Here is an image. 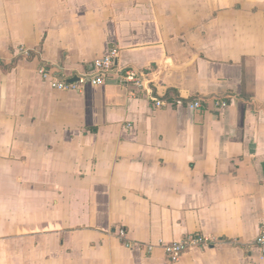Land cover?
Segmentation results:
<instances>
[{"label": "crops", "instance_id": "obj_1", "mask_svg": "<svg viewBox=\"0 0 264 264\" xmlns=\"http://www.w3.org/2000/svg\"><path fill=\"white\" fill-rule=\"evenodd\" d=\"M112 49L146 90L39 74ZM262 225L264 0H0V264H264Z\"/></svg>", "mask_w": 264, "mask_h": 264}, {"label": "built area", "instance_id": "obj_2", "mask_svg": "<svg viewBox=\"0 0 264 264\" xmlns=\"http://www.w3.org/2000/svg\"><path fill=\"white\" fill-rule=\"evenodd\" d=\"M30 53L31 51L24 48H21L19 51V55L24 58L30 57ZM117 56L118 53L115 49L110 50L105 56L93 61L92 69L90 72L76 75L72 82L68 79L52 76L50 72L45 68H41L39 70V74L45 81L49 83L52 89L58 91H80L83 85L89 84L95 87L102 85L107 79H114L116 81H119L121 84L131 85L135 88L142 89L144 86V79L147 78L146 75L143 72H139L136 69L132 68L118 70L116 68ZM173 102L176 105H185L195 111H199L202 108L201 100L188 102L184 101L182 98H176ZM155 104L158 108L164 107L166 105L165 103L160 101L156 102ZM225 105V102H217L218 108H223ZM211 243V239L204 238L203 236L187 235L182 240L174 243L166 244L163 242H159L158 246L164 249L166 256L170 262H176L188 250L195 247L203 249L210 246ZM255 243L262 251H264V225L260 227L259 234L256 238ZM143 248L147 253L152 252V250L154 249L152 245H147Z\"/></svg>", "mask_w": 264, "mask_h": 264}, {"label": "trees", "instance_id": "obj_3", "mask_svg": "<svg viewBox=\"0 0 264 264\" xmlns=\"http://www.w3.org/2000/svg\"><path fill=\"white\" fill-rule=\"evenodd\" d=\"M156 71H157L156 68H152V69L150 70V72L147 73V75L150 74V76H151V78H152L153 76H155ZM146 80H147V79H144V81H146ZM146 89H147V84L144 82V86H143V88H142V91H143V90H146Z\"/></svg>", "mask_w": 264, "mask_h": 264}]
</instances>
